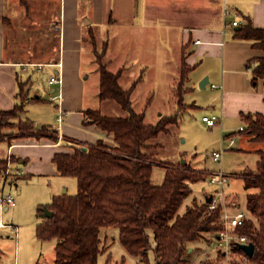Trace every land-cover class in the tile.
Listing matches in <instances>:
<instances>
[{"label": "crops", "instance_id": "obj_1", "mask_svg": "<svg viewBox=\"0 0 264 264\" xmlns=\"http://www.w3.org/2000/svg\"><path fill=\"white\" fill-rule=\"evenodd\" d=\"M225 8L230 10L231 15H224ZM246 18L250 19L253 27L264 29V0H38L36 2L35 0H0V111L10 110L22 103L24 107L18 114V122H31L34 126V119L22 120L21 114L24 113L26 106L54 102L49 100L48 93L56 95L60 92L61 110L65 113L61 132L64 141L68 143V145L61 143L54 145L46 137V132H40L41 126L35 128L38 132L27 135L16 128L7 129L3 132L4 139L0 140V144L6 147V155H1L0 161L7 162L9 159L11 167L21 172L19 176L13 178L15 181L19 178L30 179L36 175L54 178L52 202L54 197L62 196L68 191L63 178L66 176H62L52 162L55 153L70 149L69 146L73 142L86 145L104 139L105 142L112 143V138L97 126L85 124L88 119L85 111L91 108L85 106L83 96L84 57H88L91 64L95 63L91 46L87 42V26L109 32V37L106 38L109 44L108 50L110 40L117 36L118 31L151 24L175 26L178 32L177 40L180 42V53L184 50V61L190 68L185 83L187 89L185 94L195 89L208 93L211 97L213 112L211 114L219 118L214 126L220 125L221 141L219 149L213 151H219L224 147L227 138L229 142L233 139L232 145H234L236 133L241 137L243 144L247 146L254 144L251 137L242 131L245 123L241 115H264L262 81L258 80L254 83L252 75L250 76L251 70L246 67L245 72L227 70L224 67L225 46L228 41L246 45L244 47H247L248 57L254 55L257 50L252 48L253 41L235 37V33L246 23ZM85 20L88 24H85ZM233 21L238 24L232 32L230 26L226 25ZM17 33L18 59L8 58L7 43L12 41L13 35ZM163 38H154V40L160 41ZM159 47L162 46L158 42L154 50L160 51ZM261 54L262 52L253 58ZM247 58L246 62L249 60ZM148 64L141 65L150 68ZM35 71L44 72L38 74V78H43L39 86L35 84V76H37ZM93 71L96 72V68ZM57 74L61 77V85H49V78ZM204 78H207V83L201 88L199 84ZM21 86H23L22 95L19 93ZM32 98L36 99L32 100ZM183 103L187 107H195L194 104L186 103L184 98ZM55 106L57 113V104ZM178 123L179 118L173 126H178ZM237 126H239L238 131H232ZM77 127L85 129L86 132L74 133ZM7 135H10V139ZM257 145L253 152L256 153L258 161L257 151L264 149V144L257 143ZM237 151L243 150L238 148ZM180 158H183L184 163L190 164L194 170L215 171L207 167H193L195 154L190 159L185 155H180ZM177 163L182 164V161ZM229 195L234 196L231 193ZM13 206H5L4 211H8ZM41 207L44 205L40 203L37 209L40 214ZM45 219L43 218L41 222ZM0 223L16 226L12 222L0 221ZM3 228L11 229L0 227ZM17 234L18 232L15 233L16 236ZM190 248L191 251H195L196 247ZM13 263L17 264L16 255Z\"/></svg>", "mask_w": 264, "mask_h": 264}, {"label": "trees", "instance_id": "obj_2", "mask_svg": "<svg viewBox=\"0 0 264 264\" xmlns=\"http://www.w3.org/2000/svg\"><path fill=\"white\" fill-rule=\"evenodd\" d=\"M92 31L89 26V43L99 75L97 96L100 101H114L126 115L113 117L98 110L85 111L88 118L85 124L97 126L112 138V143L104 139L86 145L73 142L70 149L54 154L52 162L56 170L62 176L76 179L77 192L54 197L45 206L52 212V217L37 225L36 237L40 241L55 240L51 264H98V256L104 252L100 231L110 227L118 228L123 249L141 262H145L148 251L152 250L155 264H187L188 248L204 240L205 234H213L215 238L222 229L221 206L207 211L208 204L203 202L194 204L183 213L178 212L191 192L190 184L204 180L209 173L194 170L188 163H178L165 167L161 185L152 184L155 159L147 153L153 148L147 141L161 132H168L167 126L177 123L178 114L161 117L155 124H146L147 106L140 113L132 108L131 92L135 82L130 89L122 88L120 73H112L108 64L103 62L107 42L98 51ZM235 37L253 41L252 48L262 52L261 56L248 60L246 68L251 70L254 83L262 81L264 92V29L253 27L246 18ZM189 71L183 60L175 88L178 111L187 107L183 98L187 92L185 83ZM22 92L23 86L19 93L22 95ZM23 107L21 103L10 110L0 111V140L4 139L3 131L12 126L24 135L38 132L31 122H9L11 118H17V111L21 112ZM241 117L245 123L242 131L254 143L264 144V115L242 114ZM48 130L41 126L40 132ZM53 138L48 137L55 143ZM257 155L254 170L247 169L235 176L242 182L246 210L253 217V220H245L237 228V233L246 236L254 245L250 258L238 246L234 248V252L247 257L246 263L237 264H264V149L258 150ZM6 165V161H0L2 170ZM39 211L42 212V207ZM104 264L110 263L106 261Z\"/></svg>", "mask_w": 264, "mask_h": 264}, {"label": "rangeland", "instance_id": "obj_3", "mask_svg": "<svg viewBox=\"0 0 264 264\" xmlns=\"http://www.w3.org/2000/svg\"><path fill=\"white\" fill-rule=\"evenodd\" d=\"M234 27H230L232 32ZM92 30L96 48L100 51L105 41L108 44L106 38L109 37V32ZM177 36L176 27L171 25L151 24L144 27H134L131 30H121L117 32L114 39L110 40V48L108 50V44L106 48L107 55L105 53L103 57V62L108 64V69L112 73H120L119 83L123 89H130L135 82V88L131 92L132 108L136 113H140L147 106L144 120L146 124H155L161 117L178 114V126L168 125V132H161L156 138L147 141L148 145L153 146V148L147 150V153L153 155L155 159L151 182L153 185H161L164 180L166 166L177 165L178 161L181 162L183 158H180V155H185L190 159L195 154L193 167H207L215 170V172L221 171L230 178L224 187L211 184L208 176L202 181L191 184V192L184 199L178 212L183 213L187 208L193 207L194 203L201 204L205 202L206 197L210 195L214 196L215 200L220 199L218 192H221L223 195L221 198L222 203L228 212H233L235 205H237L245 211V220H253V217L246 210V192L242 187V182L235 176L246 169H255L257 156L253 149L258 145L257 143L248 146L243 144L241 137L236 133L234 135L235 144L231 147L228 138L225 139L224 147L220 149L222 150L221 158L219 161H213L211 153L213 150L219 149V142L221 141L220 125L217 124L210 128L201 120L204 114L215 115L211 114L213 112L211 110L210 95L205 91L195 89L184 96L185 102L194 104L195 107L189 106L183 111H178L176 105L175 88L178 83L181 64L184 60V50L180 53V42L177 40ZM13 37L14 39L7 43V57L18 59V33ZM154 38H163V40L157 41ZM87 42L89 43V37ZM158 42L162 46L159 47L160 51L154 50L155 44L157 45ZM24 44L28 45V43ZM244 46L246 45L228 41L225 46V69L246 71L248 50ZM260 53L259 50H256L254 55L248 57L249 60ZM143 63H149L150 68L142 66ZM96 67V63L91 64L88 57H84L82 76L84 78L83 96L86 102L85 106L98 110L107 116H125L126 113L114 101H100L98 99L96 93L98 92L99 75L97 71H93ZM35 73L37 74L35 84L39 86L43 78H38V74L44 72L37 73L35 71ZM235 77H239V75H235ZM259 83L261 84V81ZM42 95V97L45 96L44 93ZM56 103L54 101L35 104L30 107L26 106L21 117L22 120L34 119L35 128L37 125L46 128L49 126V130L43 132H46L50 139L54 137L55 141H59L55 123ZM19 113L17 111V117ZM9 122L17 124L18 120L17 118H11ZM15 128L18 129L13 126L7 129ZM76 129L74 133L77 134L86 132L85 129L80 127ZM238 129L239 126L232 129V131L237 132ZM7 137L10 139V135H7ZM61 144L68 145L64 141V137H62ZM238 148L243 151H237ZM1 155H6L4 144H0V157ZM4 171L5 169L2 170L1 167L0 193ZM63 178H65V187H68L66 194L74 195L77 192L75 178ZM54 184V178L50 179V177L43 175H36L30 179L19 178L18 181L10 177L7 178L2 193L4 195L11 194L14 197V206L9 208L8 211H4V207L0 210V221L14 223L18 227V234L16 236L11 229H0V264H14L15 255L17 264H51L54 261L53 247L55 240L40 241L36 237V227L43 220L37 209L40 203L45 206L51 202ZM229 193L234 196L229 195ZM212 235L205 234L204 240L193 245L196 250L189 252L187 264L206 262L237 264V262H241V257L237 254H229L223 257L213 251L214 238ZM100 240L104 252L98 256V264H104L106 261H109L110 264H155L152 250L148 251L145 262H141L139 258L127 254L119 242L118 228L116 227L103 228L100 232Z\"/></svg>", "mask_w": 264, "mask_h": 264}, {"label": "built area", "instance_id": "obj_4", "mask_svg": "<svg viewBox=\"0 0 264 264\" xmlns=\"http://www.w3.org/2000/svg\"><path fill=\"white\" fill-rule=\"evenodd\" d=\"M224 15L228 16L231 15V12L229 9L225 8L224 10ZM237 22L233 21L231 24H227L226 26H237ZM61 77L57 75H52L48 83L49 85H61ZM212 87H215L212 85ZM60 90V89H59ZM49 94V100L51 101H56L57 103V113L55 117V123H56V128H57V137L59 141H55L53 143L54 145H59L62 140V132H61V126L63 123V118L65 113L61 110V105H60V100H61V94L58 92L56 95ZM218 116L211 115V116H202L201 120L206 124L207 127H213L216 122L218 121ZM233 144V139L230 140L229 145ZM222 150L219 151H213L211 153V157L213 161H219L221 158ZM21 174V172L18 169H13L10 165V160H7V165L6 169L3 172V184L1 188V193H0V210H2L3 207H8V206H13L14 205V197L11 194L4 195L2 193L7 178L13 179L14 177H17ZM209 182L211 184H216L220 187H224L230 178L229 176L223 174L221 171L217 172H212L211 174L208 175ZM10 184V183H8ZM218 196L220 199H216L215 197L210 195V202L207 203V211H213L215 210L218 206L222 207V213H221V222H222V229L217 233V235L214 238V246H213V251H215L217 254L224 256H227L229 254H237L234 252V248H236L239 244H247L248 239L246 236L239 235L237 233V228L243 224V222L246 219V214L245 211L241 210L237 205H235L234 211L233 212H228L226 208L224 207L222 203V194L221 192H218ZM0 227H9L11 228L15 233L18 232V227L10 224H1ZM239 255V254H237ZM241 257V262L246 263L247 262V257L244 255H239Z\"/></svg>", "mask_w": 264, "mask_h": 264}, {"label": "water", "instance_id": "obj_5", "mask_svg": "<svg viewBox=\"0 0 264 264\" xmlns=\"http://www.w3.org/2000/svg\"><path fill=\"white\" fill-rule=\"evenodd\" d=\"M85 24H88V21L85 20ZM207 83V78H204V80H202V82L199 84V87H203L204 85ZM40 128L39 125L36 126V129ZM82 149H86L85 146L82 147ZM184 163V161L182 160V164ZM211 200L210 196L206 198V203H209ZM41 217L43 218H51L52 217V212L49 211L45 206L42 207V213L40 214ZM238 248L242 249L243 252L246 254V256L248 258L252 257L253 253H254V245L252 243H247V244H239ZM191 251V248L188 249V252Z\"/></svg>", "mask_w": 264, "mask_h": 264}]
</instances>
